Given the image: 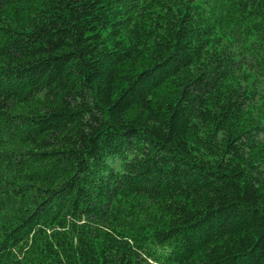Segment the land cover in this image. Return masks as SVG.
I'll list each match as a JSON object with an SVG mask.
<instances>
[{"label": "trees", "instance_id": "1", "mask_svg": "<svg viewBox=\"0 0 264 264\" xmlns=\"http://www.w3.org/2000/svg\"><path fill=\"white\" fill-rule=\"evenodd\" d=\"M0 264H264V0H0Z\"/></svg>", "mask_w": 264, "mask_h": 264}]
</instances>
